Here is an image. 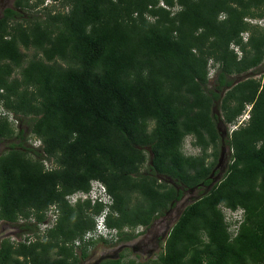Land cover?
<instances>
[{
    "label": "trees",
    "instance_id": "1",
    "mask_svg": "<svg viewBox=\"0 0 264 264\" xmlns=\"http://www.w3.org/2000/svg\"><path fill=\"white\" fill-rule=\"evenodd\" d=\"M51 1L66 11L13 0L0 12V221L23 235L0 238V264H80L97 242L135 239L210 184L223 147L221 178L182 207L154 258L96 264H264V24L250 21L264 0ZM186 136L196 154L181 151ZM91 180L117 239L74 247L103 204L65 196ZM221 205L241 209L234 235Z\"/></svg>",
    "mask_w": 264,
    "mask_h": 264
},
{
    "label": "rangeland",
    "instance_id": "2",
    "mask_svg": "<svg viewBox=\"0 0 264 264\" xmlns=\"http://www.w3.org/2000/svg\"><path fill=\"white\" fill-rule=\"evenodd\" d=\"M13 0H0V12L3 7L10 6ZM34 0H29L33 2ZM53 5V9L66 11L67 7H62L58 2H52L51 0H43L41 6ZM41 6L37 7V10L41 9ZM264 23V18L262 19ZM213 71L212 65H209V74ZM35 146L37 141L33 142V139L26 136V143H30ZM5 145L0 143V152L4 150ZM181 151L184 154H196L198 151L196 148L190 145V136H186L181 145ZM222 153L225 156L228 153L226 147H223ZM221 170L218 175L212 177L217 181L221 178L225 169V159L220 161ZM207 187L201 186L192 191L185 192L182 197L165 212L164 215L154 219L147 229L143 230L142 227H137L136 231H139V235L128 242L113 243L112 245L102 244L101 242L95 243L88 249V256L80 262V264H96L97 260L103 257H116L118 253H123L124 259H132L135 262H141L149 258H154L161 250V242L166 236L170 226L178 216L180 210L192 199L198 197V195L206 190ZM16 228L13 225L0 221V238L8 236L9 238L22 239L23 235L15 236Z\"/></svg>",
    "mask_w": 264,
    "mask_h": 264
},
{
    "label": "built area",
    "instance_id": "3",
    "mask_svg": "<svg viewBox=\"0 0 264 264\" xmlns=\"http://www.w3.org/2000/svg\"><path fill=\"white\" fill-rule=\"evenodd\" d=\"M159 5L164 6L161 2H159ZM252 23H257L259 25L264 24L262 22V19L259 20H250ZM245 34H242V38L244 39ZM234 51L239 54L237 47H233ZM208 75H210L208 73ZM248 110L249 106L247 105L245 107V110L242 112L241 115H239L235 122L232 124H229V130L234 129L237 125H239L241 122L245 121L248 118ZM8 120H13L12 115L8 114L7 116ZM15 124V121H14ZM34 142V141H33ZM38 142L35 146H38ZM65 199L69 204H74L77 201H83L88 200L90 204H93L95 202H100L103 204V209L93 217V227L89 230H86L80 238H77L73 241L74 247L80 245L81 243L88 242L90 240H96V239H105L108 241L114 242L117 239V231L113 228H109L105 225L104 218L106 213L108 212V205L111 203L110 196L106 193L104 186L97 180H91L89 182V187L87 191H76L73 192L67 196H65ZM221 213L223 215V221L226 224L227 231L234 235L237 229V226L239 222L241 221V209H230L225 206H220ZM57 217V209L54 205L48 206L47 210L45 211V217L43 221L38 224V228L40 231L45 230L46 228H49L52 226L55 222V219ZM14 240H19L17 238H14Z\"/></svg>",
    "mask_w": 264,
    "mask_h": 264
},
{
    "label": "flooded vegetation",
    "instance_id": "4",
    "mask_svg": "<svg viewBox=\"0 0 264 264\" xmlns=\"http://www.w3.org/2000/svg\"><path fill=\"white\" fill-rule=\"evenodd\" d=\"M222 159H223V160L225 159V156H224V155L222 156ZM220 161H221V159H219V160L216 162V164H215L213 170L211 171V176H212V177H214V175H218V174H219V170H221V168H222L221 166H223V165H220Z\"/></svg>",
    "mask_w": 264,
    "mask_h": 264
},
{
    "label": "water",
    "instance_id": "5",
    "mask_svg": "<svg viewBox=\"0 0 264 264\" xmlns=\"http://www.w3.org/2000/svg\"><path fill=\"white\" fill-rule=\"evenodd\" d=\"M214 182H215V180L212 179L211 182H210V184L207 186L206 191L210 189V187L212 186V184H213ZM194 189H196V187L191 188L189 191H192V190H194Z\"/></svg>",
    "mask_w": 264,
    "mask_h": 264
}]
</instances>
